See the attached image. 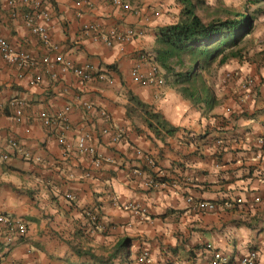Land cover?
I'll use <instances>...</instances> for the list:
<instances>
[{
    "label": "crops",
    "instance_id": "obj_1",
    "mask_svg": "<svg viewBox=\"0 0 264 264\" xmlns=\"http://www.w3.org/2000/svg\"><path fill=\"white\" fill-rule=\"evenodd\" d=\"M38 1L51 12L50 35L65 57L105 77L83 82L65 72L55 79L57 66L24 70L0 54V214L28 226L8 247L0 223V264H211L214 251L239 264L251 249L258 251L257 264H264V67H255L262 60L241 72L253 85L244 89L236 82L224 103L221 92L176 83L160 65L157 33L178 20L176 0H124L133 10L114 0H91L93 7L77 0ZM28 10L0 0V30L14 48L41 60L47 50L25 24ZM86 23L142 35L121 49L108 47L81 34ZM148 51L155 60L142 71L156 64L161 87L132 77L140 53ZM36 76L41 82L33 81ZM15 101L23 112L18 122L11 117ZM66 107L69 127L61 131L72 149L59 141L60 130L39 117H57ZM149 112L161 114L167 127ZM83 134L101 166L74 149ZM12 139L20 149L10 147ZM197 201L216 208L197 210ZM94 205L101 206V225L86 237L79 224L84 208ZM143 252L148 259H140Z\"/></svg>",
    "mask_w": 264,
    "mask_h": 264
},
{
    "label": "built area",
    "instance_id": "obj_2",
    "mask_svg": "<svg viewBox=\"0 0 264 264\" xmlns=\"http://www.w3.org/2000/svg\"><path fill=\"white\" fill-rule=\"evenodd\" d=\"M29 5V10L24 14V21L29 30L43 43L47 50V54L42 57L41 60H38L31 52L26 50H18L14 48L10 42L6 39L4 34L0 30V54L7 59L8 61L16 64L20 69H27L38 67L40 64L44 65L48 70H52L58 67L59 71L53 74L55 79L59 78L61 73L72 72L76 75L81 81L89 82L93 79H102L105 77L103 73L98 74L97 71L93 69L90 64H85L83 66L77 65L71 60L67 59L63 53L62 46L54 43L50 35V22L52 20V15L49 9L43 4L42 1L38 0H8V3L12 6H16L18 3ZM85 3L89 7H93V2L91 0H77L78 4ZM30 3L32 5H30ZM114 3L118 7H123L126 10L130 9V6L124 3L122 0H114ZM82 29L86 35L90 36L93 41L103 43L108 47L118 46L119 49L123 48L126 43L133 42L136 38L142 35L140 32H136L132 29L128 30H119L118 28H113L110 30L103 29L97 23H86L82 26ZM151 57L148 52L140 53L138 61L135 63L132 69L133 79L140 83L143 86L154 85L156 87H161L164 83V78L161 75L160 69L157 65H151V68L148 72H143V65L151 63ZM231 75L228 74V77ZM41 77H34V82H41ZM253 84L251 78L242 79V86L248 88ZM14 105L19 104L15 101ZM17 109L11 115L12 119L16 122L21 121L23 112L19 105ZM88 109H94L92 103L86 104ZM70 110V107H66L57 117H50L47 113L42 112L39 117L42 119L44 125L49 128H55L60 130L59 141L62 144H67L69 149H72L70 143H66V139L63 135L64 130L68 129V118L67 113ZM101 114L106 120L110 119V115L105 109H101ZM62 130V131H61ZM9 145L11 148L20 149L18 143L15 140H10ZM77 152L81 154H89L94 157V163L96 167L101 166V159L97 155L96 147L90 143L89 136L79 135L77 138L76 147L74 148ZM4 158H7V155H4ZM68 197L73 198V195H68ZM191 202L193 200L190 199ZM197 210L201 211H211L215 209V205L209 201H197L195 204ZM145 211L144 209L142 210ZM90 218L94 223L98 222V215L93 213H88ZM0 223L6 226V232L8 233L5 236V241L8 247L15 242V237L25 235L27 232L26 223L22 219L13 218L8 214H0ZM141 260L148 259V253L143 252ZM258 254L256 251L252 250L247 255L241 258L239 264H257ZM229 259L219 253L213 252L211 264H228Z\"/></svg>",
    "mask_w": 264,
    "mask_h": 264
},
{
    "label": "rangeland",
    "instance_id": "obj_3",
    "mask_svg": "<svg viewBox=\"0 0 264 264\" xmlns=\"http://www.w3.org/2000/svg\"><path fill=\"white\" fill-rule=\"evenodd\" d=\"M195 4L196 12L205 22L217 19L236 18L239 14H247L253 21V28L250 33H244V36L236 42V45L225 47L222 45L218 50H212L214 58L210 62H206L203 56H200L196 62V57L201 53L198 49L190 48L184 50L179 56L172 57L170 61L171 67L176 72L185 73L187 70L194 68L197 80L195 86L207 85L211 92L224 93L220 101L224 103L229 99L228 92L239 82L244 76L241 75L243 67L249 65L252 67L257 62V57L262 61L256 65L264 67V0H192ZM182 8V5H181ZM179 12L177 13V16ZM177 19V17H176ZM231 42L232 39H229ZM218 44V40L216 44ZM211 46V47H214ZM149 53H151L149 51ZM152 54V53H151ZM156 54V53H155ZM235 54V55H232ZM154 55V54H152ZM227 57V58H226ZM225 59V60H224ZM194 60V62H193ZM228 74L231 76L228 77ZM173 80V78L171 77ZM234 82L230 83V81ZM224 85V89H220Z\"/></svg>",
    "mask_w": 264,
    "mask_h": 264
},
{
    "label": "trees",
    "instance_id": "obj_4",
    "mask_svg": "<svg viewBox=\"0 0 264 264\" xmlns=\"http://www.w3.org/2000/svg\"><path fill=\"white\" fill-rule=\"evenodd\" d=\"M122 1L130 6V9L128 10L135 9L128 1ZM176 1L182 5L178 20L161 27L157 33L156 41L158 45V60L161 63L160 65L172 72L174 75V78H172L176 83L180 81L187 84L186 87H192L195 85V81L198 77L193 72V70L195 69L196 62L199 60L200 56H203L206 62H210L214 58L212 53L213 51L210 49L216 51L220 49L222 45H225V47L229 45H236V42L241 39V35L243 37L244 33H250L254 22H251L249 16L244 13L239 14L236 18L232 19H217L205 22L201 16L197 14L195 4L192 0ZM156 12L157 11H155V13ZM81 31V34L86 36V33L82 28ZM232 38L233 41L231 42L229 39ZM217 40L218 44L214 45L216 44ZM213 45L214 47H211ZM190 48L198 49L201 52L198 55L193 54L196 57L194 68L191 67V69L187 70L185 73L174 71L169 60L174 56H179L184 50ZM150 57L152 61L155 60L153 56ZM97 73L100 74L101 72L98 71ZM132 100L136 101V104L139 107L148 110L146 103L136 100V97H132ZM212 100V96L208 94V102H211ZM148 116H150L151 119H156V121H158L161 126L167 127L166 125H168V123L163 119L161 114L149 112ZM174 131L175 129L172 126L167 129L168 133H172ZM7 158H9V155H7ZM70 199L74 200V198ZM101 211L102 209L100 205H94L86 209L84 208L85 221L79 224V231L81 233L87 234L88 232L91 233L93 230H95L98 222L94 223L88 213H99L101 216ZM85 236L88 237V234ZM122 247H125V245H122Z\"/></svg>",
    "mask_w": 264,
    "mask_h": 264
},
{
    "label": "clouds",
    "instance_id": "obj_5",
    "mask_svg": "<svg viewBox=\"0 0 264 264\" xmlns=\"http://www.w3.org/2000/svg\"><path fill=\"white\" fill-rule=\"evenodd\" d=\"M148 53H149V51H148ZM150 56H153L152 54H150ZM154 57V56H153ZM152 61V60H151ZM153 62V61H152ZM151 62V63H152ZM152 65H156V64H152ZM158 67V66H157ZM163 77V76H162ZM246 78H251L252 80H253V78L252 77H249V76H244L242 79H246ZM242 79L240 80V83H241V86H242ZM165 82V81H164ZM254 82V81H253ZM253 85V84H252ZM251 85V86H252ZM250 86V87H251ZM243 87V86H242ZM250 87H248V88H250ZM244 88V87H243ZM248 88H244V89H248ZM70 195V194H69ZM68 198H70V197H68ZM74 198V197H73ZM209 202H211V201H209ZM214 204V203H213ZM215 205V204H214ZM215 208H216V205H215ZM141 210H143V209H141ZM212 211V210H211ZM204 212V211H203ZM205 212H209V211H205ZM96 215H98V218H99V220H98V223H97V227L99 226L100 227V225H101V220H102V215L100 216V214L99 213H97ZM19 219V218H18ZM23 220V219H22ZM24 221V220H23ZM25 222V221H24ZM26 223V222H25ZM26 226H27V223H26ZM27 230H28V226H27ZM27 233V232H26ZM205 248L207 249V251H209V252H212L213 251V246H212V244H208L207 246H205ZM252 250H254V251H256L257 252V254H258V251L257 250H255V249H251L250 251H252ZM250 251H248V253L250 252ZM247 253V254H248ZM247 254H245V255H247ZM244 255V256H245ZM243 256V257H244ZM258 259H259V255H258ZM258 259H257V262H258ZM241 260V259H240ZM212 261V260H211ZM240 262V261H239ZM256 262V263H257ZM228 263H229V261H228Z\"/></svg>",
    "mask_w": 264,
    "mask_h": 264
}]
</instances>
